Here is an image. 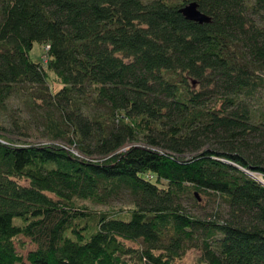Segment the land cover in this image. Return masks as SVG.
<instances>
[{"label": "trees", "instance_id": "trees-1", "mask_svg": "<svg viewBox=\"0 0 264 264\" xmlns=\"http://www.w3.org/2000/svg\"><path fill=\"white\" fill-rule=\"evenodd\" d=\"M263 92L264 0H0V264H264Z\"/></svg>", "mask_w": 264, "mask_h": 264}, {"label": "rangeland", "instance_id": "rangeland-1", "mask_svg": "<svg viewBox=\"0 0 264 264\" xmlns=\"http://www.w3.org/2000/svg\"><path fill=\"white\" fill-rule=\"evenodd\" d=\"M43 54H45L44 46L42 44L35 43L32 50L30 51V58L35 62H39L40 60H42ZM54 86H55V83H54ZM56 87H58V85H56ZM262 96H264V92H263ZM17 103H18L17 100H11L9 103V106L16 108ZM38 135L39 134L37 132H31L29 136H23L21 138V140L24 143L39 142V140H41V139H38V138H40V137H37ZM40 142L41 143H47V140L46 139L44 140V138H43L42 141H40ZM58 142L59 141H57V142L55 141V143H58ZM96 157H94V158H96ZM100 208H105V207L95 206L96 210L100 209ZM127 218L129 219L130 216H128ZM21 240H22V243L16 242V247H17V251L25 256L27 254V252L30 249L35 248L36 245L34 243L30 242V240L26 237H21ZM198 255H199V253L196 249H191L187 252L186 256L183 258V261L188 263V264L192 263V262L197 260Z\"/></svg>", "mask_w": 264, "mask_h": 264}, {"label": "water", "instance_id": "water-1", "mask_svg": "<svg viewBox=\"0 0 264 264\" xmlns=\"http://www.w3.org/2000/svg\"><path fill=\"white\" fill-rule=\"evenodd\" d=\"M180 12L185 16V18L189 20L196 21L198 23H207L211 22L212 17L203 11H201L198 7V3L192 1L180 9Z\"/></svg>", "mask_w": 264, "mask_h": 264}, {"label": "built area", "instance_id": "built-area-1", "mask_svg": "<svg viewBox=\"0 0 264 264\" xmlns=\"http://www.w3.org/2000/svg\"><path fill=\"white\" fill-rule=\"evenodd\" d=\"M5 141L6 140H3V138L0 137V142L6 143L7 141L6 142Z\"/></svg>", "mask_w": 264, "mask_h": 264}]
</instances>
